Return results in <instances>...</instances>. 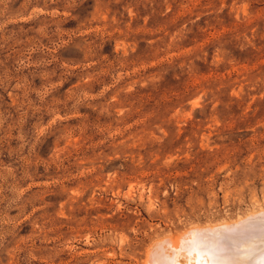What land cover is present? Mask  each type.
I'll return each mask as SVG.
<instances>
[{
    "label": "rangeland",
    "instance_id": "rangeland-1",
    "mask_svg": "<svg viewBox=\"0 0 264 264\" xmlns=\"http://www.w3.org/2000/svg\"><path fill=\"white\" fill-rule=\"evenodd\" d=\"M262 211L264 0H0V264H144Z\"/></svg>",
    "mask_w": 264,
    "mask_h": 264
},
{
    "label": "bare ground",
    "instance_id": "bare-ground-1",
    "mask_svg": "<svg viewBox=\"0 0 264 264\" xmlns=\"http://www.w3.org/2000/svg\"><path fill=\"white\" fill-rule=\"evenodd\" d=\"M183 236L175 241L176 246L158 245L144 264H261L264 260V211L232 224L194 228ZM241 251L245 253L237 255Z\"/></svg>",
    "mask_w": 264,
    "mask_h": 264
},
{
    "label": "snow or ice",
    "instance_id": "snow-or-ice-1",
    "mask_svg": "<svg viewBox=\"0 0 264 264\" xmlns=\"http://www.w3.org/2000/svg\"><path fill=\"white\" fill-rule=\"evenodd\" d=\"M261 264H264V260L261 261Z\"/></svg>",
    "mask_w": 264,
    "mask_h": 264
}]
</instances>
